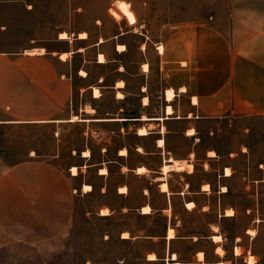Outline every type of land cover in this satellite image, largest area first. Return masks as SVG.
I'll list each match as a JSON object with an SVG mask.
<instances>
[{
	"label": "crops",
	"instance_id": "obj_1",
	"mask_svg": "<svg viewBox=\"0 0 264 264\" xmlns=\"http://www.w3.org/2000/svg\"><path fill=\"white\" fill-rule=\"evenodd\" d=\"M16 1L0 0V12L8 13L16 6L18 11L27 12ZM10 18L0 22L2 37L14 35L11 34V23L16 19ZM103 20L96 19L93 24L97 31L95 37L89 28L73 31L67 25H53L35 32L21 30L19 46L0 48V125L81 123L86 128L83 131L85 139L93 140L102 156H107L109 150L107 142L99 141L104 135L102 126L116 125L124 135L132 129L140 139L153 137V146L161 150L163 165L172 159L166 158L165 154L171 151L165 147L167 134L177 131L174 130L175 125H183L177 132L197 140L194 123L200 119L250 114L264 116V0H229L225 20L182 23L173 26L160 41L148 39L143 31L145 24L137 18L130 25L114 21L115 29L109 33L102 30ZM61 32H65L66 37H60ZM133 36L137 38L134 45L137 57L131 68L130 63L122 61L121 57L130 51L128 39ZM52 43L54 47L49 48ZM110 44L111 51L119 58L108 56L107 46ZM100 55L103 60L99 59ZM78 58L79 62L75 63ZM108 64H113L114 73L110 84L101 85L107 73L87 82L91 78V65L106 67ZM75 80L85 84L75 85ZM75 87L80 94L87 93L90 102L104 101L105 95L111 93L117 106L112 109L103 105L102 110H98L86 102L74 111ZM96 87L98 95L94 94ZM167 90H172V97H167ZM154 99L156 104H153ZM167 107L171 108V113L167 112ZM73 116H76L75 120H71ZM95 125L98 128H94ZM141 127L146 133H138ZM190 129H193V134L188 133ZM112 134H115L114 129L110 130L108 138ZM159 140L163 143L160 144ZM136 147L137 150L144 148L141 143ZM91 148L85 144L77 154L86 162L92 160L95 154L91 156ZM85 151H88L87 155H84ZM209 151L214 150H207V155L215 159V154L209 155ZM126 152L127 146L121 144L119 156L126 155ZM242 155L248 157V152ZM173 159L189 163L184 157ZM104 162L116 161L103 158L89 162L87 166H97L99 174L103 175L108 168ZM139 166L146 168L140 162L135 167L136 173ZM102 168L106 169L104 173H100ZM250 168L249 160L246 172L241 176L245 181L243 192L250 200L243 210L249 217L243 231L235 234L228 245L221 221L237 219L239 212L230 203L221 204L223 197L234 190L230 180L236 171L231 164L224 163L217 172L216 187L212 189L206 182L203 185L208 188L200 186L196 192L217 194V217L209 223L207 235L200 238L178 236L176 228L166 223L163 235L159 236L165 244L164 253L159 258L161 264H264V164L259 162L255 169L259 176H255ZM67 169L51 160L34 157L6 165L0 157V247L9 242L39 244L59 235L69 226L75 203L72 180L78 174L69 170V175ZM226 169L228 174H225ZM169 171L164 174L161 171L164 176L157 177L159 189L161 182L166 184L165 191L160 189L165 193H168V185L164 180ZM85 184H80V188L87 193L92 188L84 191ZM121 187H125V192L119 190ZM126 189V185L121 184L118 193L126 194ZM190 201L194 203L192 208L186 205ZM145 205L150 207L148 203L142 204L141 212ZM209 206L208 202L198 206L192 198L183 202V207L189 212H205ZM227 210L232 213L227 214ZM151 214L150 209L140 215ZM168 228L174 230L171 238L167 237ZM215 235L220 239L214 240ZM189 239L192 243L202 239L208 247L197 246L188 257H182L178 243ZM249 256L254 257L252 262Z\"/></svg>",
	"mask_w": 264,
	"mask_h": 264
},
{
	"label": "rangeland",
	"instance_id": "obj_2",
	"mask_svg": "<svg viewBox=\"0 0 264 264\" xmlns=\"http://www.w3.org/2000/svg\"><path fill=\"white\" fill-rule=\"evenodd\" d=\"M118 0H18L17 4L24 6L27 12L18 11L17 6L7 12H0V22L12 20V36L2 37L0 34V48L19 46L22 36L21 30L35 32L53 25L77 31L82 28L91 29L93 36L97 34L93 24L96 19H102L103 32L109 33L115 28L114 21L130 25L126 17L115 18L110 8H114ZM129 4V9L138 21L143 22L144 33L152 41L163 40L173 26L190 22L222 21L227 18L229 0H122ZM2 4V2H0ZM21 9V8H20ZM8 15V16H6ZM18 20H20L18 22ZM98 22H96L97 24ZM19 26V27H18ZM19 31V33H18ZM137 38L129 37L130 51L122 61L129 62L133 68V61L137 55L134 45ZM48 47H54L49 44ZM108 56L119 58L111 51V44L107 46ZM76 59L75 63L79 62ZM91 82L101 73H107L101 83L110 84L114 78L113 64L106 67L91 65ZM85 82L75 80V85ZM88 94H80L75 87L73 94V109L86 102L102 110L103 105L115 109L111 93L105 95L104 101H89ZM133 102V99H132ZM157 100L154 99L153 104ZM153 110V105H152ZM197 140L177 132L183 125H175V132L167 134V145L171 153L166 158L184 157L192 164L191 172L185 170L169 171L164 180L168 185V193L158 187L161 174V150L153 146V137L140 139L136 134H123L116 125H103L102 140L109 144L107 156H102L97 144L93 140L85 139V126L81 123H41V124H9L0 125V157L4 164L9 165L29 157L51 160L59 167L67 169L77 167V176L72 180L75 185L74 213L69 226L59 235L45 242L30 245L9 242L0 247V264H161L160 257L164 253L165 244L158 234L163 233L164 223L179 228L182 234L195 229L203 233L208 231L207 222L215 220L219 208L217 194L196 193L206 182L214 189L217 185V172L224 163L231 164L235 177L230 180L233 191L223 197L222 205L227 203L235 206L239 212L237 219H223L222 230L230 245L235 234L243 231L248 224L249 217L243 210L250 200L243 192L241 176L247 169L250 160V170L255 176L259 172L255 169L259 162L264 164V116L245 115L241 117L228 116L223 118L200 119L194 123ZM94 128H98L96 125ZM115 134L108 138L110 130ZM117 131H120L119 134ZM105 138H108L105 140ZM161 138V136H160ZM195 142V143H194ZM141 143V150L136 144ZM85 144L92 146L94 157L84 161L78 153ZM127 146L124 156H119L120 145ZM207 150H214L215 159L207 155ZM104 150H102L103 152ZM248 152L247 155H242ZM116 153V154H115ZM235 153H238L236 155ZM242 153V154H241ZM210 155V154H209ZM117 156V157H116ZM234 156V158H231ZM108 159L116 162L106 164V174H99L97 166H87L89 162ZM140 162L147 171L136 173L135 167ZM121 164V165H120ZM90 184L91 190L82 191L80 184ZM126 185V194H119L118 187ZM149 187V189L147 188ZM195 199L198 206L204 202L210 204L205 212H189L183 207L187 199ZM152 203L157 210L151 215H140V207L144 203ZM133 205L135 215L119 214L122 205ZM107 208L108 214L101 215V209ZM111 208V209H110ZM151 209V207H150ZM122 212L127 207H121ZM142 229L139 236L130 237L126 228ZM186 228V229H185ZM188 230L189 232H186ZM128 237H122V232ZM149 234V235H145ZM197 236V235H191ZM193 240H195L193 238ZM197 246L208 247L202 239L198 243H178L181 256L188 257ZM150 253H154L157 260H148ZM264 261V257L262 259Z\"/></svg>",
	"mask_w": 264,
	"mask_h": 264
},
{
	"label": "bare ground",
	"instance_id": "obj_3",
	"mask_svg": "<svg viewBox=\"0 0 264 264\" xmlns=\"http://www.w3.org/2000/svg\"><path fill=\"white\" fill-rule=\"evenodd\" d=\"M110 12H111V14L115 18H119V17H121V15L125 16L126 19H127V21L130 24H133V23L136 22V17L134 15V13L129 9V4L127 2H125V1L118 0L116 2V4H115V7L114 8H110ZM83 35H84V33H82V36ZM59 36L60 37H66V33L65 32H61ZM161 48L162 47L160 46V49ZM64 56H65V54H62V57H64ZM99 59L100 60H103V56L100 55L99 56ZM144 68H146V65L144 66ZM94 94L95 95H98L99 94L97 87L94 89ZM166 94H167V97L170 98V97H172L173 92H172V90H169ZM167 112H170L171 113V108L170 107H167ZM75 118H76V116H73V118L71 120H75ZM138 130H139L138 133H140V134L146 133V130L144 128H142V127L140 129H138ZM188 133H190V134L192 133L193 134V129L188 130ZM159 143L162 144L163 141L162 140H159ZM125 150H123L122 152L124 153ZM87 154H88V151H85L84 152V155H87ZM209 154L210 155H213L214 154V151H209ZM183 161H185V160H183ZM181 169H186L188 172H190L192 170V164L191 163L181 162V161H178V160L172 158L169 162L164 163L162 165V167H161V171H162L163 174L166 173L169 170H181ZM70 170H71V172L73 174H75L77 172V167L76 166H72ZM105 171H106V169L102 168L100 170V173L101 172L104 173ZM136 171L138 173H143V172L146 171V168L144 166H139V167L136 168ZM226 173L227 174L229 173V170L228 169H226L225 174ZM162 179H164V177ZM166 187H167L166 184L164 182H161L160 189L165 191L166 190ZM205 187L208 188L207 186H205ZM90 188H91L90 185H87V184L83 185V190L84 191H88V190H90ZM119 190L125 192L124 191L125 190V187H121V188H119ZM186 205H187V207H189V208L191 207L192 208L193 205H194V203L190 201V202H187ZM149 211H150V207L148 205H145V206L142 207V212L147 213ZM231 213H232L231 210H227V214H231ZM101 214L102 215L108 214L107 208H102L101 209ZM251 233H253V231H251ZM173 236H174V230L172 228H168V230H167V237L168 238H171ZM122 237H125V238L128 237L127 232H125V231L122 232ZM213 238H214V240H219L220 239V236L219 235H215V236H213ZM219 251H221V250H219ZM236 252H239V250L237 249ZM174 257H175V255L173 254V258ZM199 257H202V254L201 253H199ZM253 258L254 257H252V256H249L248 257V259H249L250 262H252ZM148 259L149 260H156L157 257L155 256L154 253H150L149 256H148ZM175 264H177V263H175Z\"/></svg>",
	"mask_w": 264,
	"mask_h": 264
},
{
	"label": "trees",
	"instance_id": "obj_4",
	"mask_svg": "<svg viewBox=\"0 0 264 264\" xmlns=\"http://www.w3.org/2000/svg\"><path fill=\"white\" fill-rule=\"evenodd\" d=\"M107 150H108V148H107ZM93 154H94V151H93V149L91 148V156H93ZM148 189H149V187H147ZM148 204L150 205V207H151V210H152V212L153 211H155V210H157V208L152 204V203H150V202H148ZM124 206H126L127 207V211L126 212H122V210H121V207L118 209V210H116L119 214H125V215H131V216H133V215H135V210H136V208L137 207H135V206H133V205H124ZM213 222V221H212ZM215 222V221H214ZM209 223L210 222H207V229L209 228ZM166 226V222L164 223V226H163V228ZM173 227H175L176 228V230L178 231V233H177V235L178 236H191V235H197V237L198 238H200V237H202V236H206L207 234H205V233H203V232H201L200 230H198V229H195V230H193V231H190V233H186V234H182L181 232H180V230H179V228L178 227H176V226H174V225H172ZM186 229V228H185ZM126 230L129 232V234H130V237H134V236H139L140 234H139V232L141 231V230H144V228H142V229H135V230H132L131 229V227H129V228H126ZM186 232H189L188 230H185ZM145 235H149V234H145ZM163 234L161 233V234H158V236H162Z\"/></svg>",
	"mask_w": 264,
	"mask_h": 264
}]
</instances>
